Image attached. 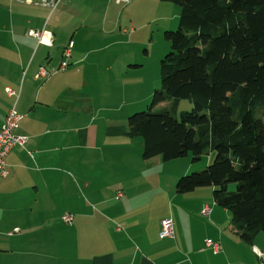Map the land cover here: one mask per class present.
Here are the masks:
<instances>
[{"label":"crops","instance_id":"crops-1","mask_svg":"<svg viewBox=\"0 0 264 264\" xmlns=\"http://www.w3.org/2000/svg\"><path fill=\"white\" fill-rule=\"evenodd\" d=\"M133 4L61 0L50 13L0 0V127L14 105L23 116L15 134L27 138L0 176V264H250L253 257L264 264V236L241 241L204 190L185 194L190 209H173L170 199L157 211L162 162H143L141 140L125 136L127 118L156 88L124 47L136 38L124 27L132 9L123 18ZM42 28L50 47L27 35ZM67 47L68 67L57 71ZM39 67L47 79L35 77ZM6 88L18 93L16 102ZM164 218L173 221L172 238L159 236Z\"/></svg>","mask_w":264,"mask_h":264},{"label":"trees","instance_id":"trees-1","mask_svg":"<svg viewBox=\"0 0 264 264\" xmlns=\"http://www.w3.org/2000/svg\"><path fill=\"white\" fill-rule=\"evenodd\" d=\"M159 1L180 8L178 27L163 33L161 86L147 110L127 118L125 136L141 139L143 162L212 155L174 190L212 188L214 205L252 244L264 233V0ZM181 100L192 108L177 117Z\"/></svg>","mask_w":264,"mask_h":264},{"label":"rangeland","instance_id":"rangeland-1","mask_svg":"<svg viewBox=\"0 0 264 264\" xmlns=\"http://www.w3.org/2000/svg\"><path fill=\"white\" fill-rule=\"evenodd\" d=\"M136 5H138V8L135 7ZM131 9L133 11V21L130 23L128 19L127 22H124V27L127 31L132 30L130 35L136 36V38H133L134 43L124 47L130 50L132 64L142 65L141 68L146 70L145 72L149 74L150 80L153 81L154 78L156 82L155 90H158L161 86L159 76L160 61L169 52V44L164 40L163 33L177 29L180 8L173 3L161 2L159 0H134V4L123 12V18L130 16L129 11ZM150 101L143 110L136 113L147 110L150 107ZM191 108L192 104L190 101L181 100L178 105L177 117L180 112L189 111ZM156 109L158 110L159 108ZM136 139L141 140L139 138ZM209 157H211L210 161H212V155H203L201 160L193 162L192 156L188 155L185 158L161 163V167L157 166L156 171L161 174L159 177L162 182V187L161 189H157V196L155 198L158 212L162 209L166 210L169 205L173 209H184L186 205L185 209L191 208L189 206L190 203L183 201L186 198L185 194H177L175 192L176 181L180 176H187L204 170L208 165L207 160ZM158 160L160 159L158 158ZM144 173L145 171L141 172V175H145ZM229 187V191H234L235 186L233 184ZM196 190H204L203 192H206L208 201L212 204V188L203 187ZM169 200L170 203L168 205ZM193 226L195 231H199L196 225ZM261 236H264V233H261ZM253 262L250 264H258L254 257Z\"/></svg>","mask_w":264,"mask_h":264},{"label":"built area","instance_id":"built-area-1","mask_svg":"<svg viewBox=\"0 0 264 264\" xmlns=\"http://www.w3.org/2000/svg\"><path fill=\"white\" fill-rule=\"evenodd\" d=\"M18 2H23L27 4H40L41 6L46 7L49 9L50 13L54 11L56 6L59 4L61 0H17ZM121 0H118V2ZM27 35L37 42L38 45H44L50 47L52 44V36L51 33L46 30L45 28H42L41 30H29L27 32ZM70 47H67L62 52V61L57 69V71H64L68 67V59L70 57ZM50 73L44 68L39 67L38 71L36 72L35 77L39 79H47L49 77ZM5 92L8 96L15 97V102L18 97V93L11 90L10 88H6ZM23 118L22 115L18 114L15 110V106L6 114V117L4 119V122L2 126L0 127V176L5 177L7 175V170L5 168V159L11 149L14 146H22L27 138L25 136L16 135L15 130L18 127L19 122ZM203 215L209 214V209L204 207L201 212ZM61 220L64 223H70L72 221V218L70 215L64 214L61 217ZM159 236L161 238H172L173 237V221L170 218H165L160 221V231ZM205 247L212 249L214 253L218 252L220 250V246L218 243H215L211 240L205 241ZM253 251L261 256L259 252L253 248Z\"/></svg>","mask_w":264,"mask_h":264}]
</instances>
